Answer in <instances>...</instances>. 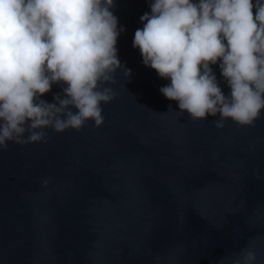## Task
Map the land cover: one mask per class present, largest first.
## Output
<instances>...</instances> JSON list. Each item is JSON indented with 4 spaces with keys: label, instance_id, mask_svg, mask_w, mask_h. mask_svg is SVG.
<instances>
[{
    "label": "water",
    "instance_id": "95a60500",
    "mask_svg": "<svg viewBox=\"0 0 264 264\" xmlns=\"http://www.w3.org/2000/svg\"><path fill=\"white\" fill-rule=\"evenodd\" d=\"M150 2L110 9L130 75L103 85L116 95L100 126L0 150V264H233L244 250L264 264V111L220 129L219 116L181 114L159 91L170 80L133 47ZM210 67L227 95L219 61Z\"/></svg>",
    "mask_w": 264,
    "mask_h": 264
},
{
    "label": "clouds",
    "instance_id": "9594fccd",
    "mask_svg": "<svg viewBox=\"0 0 264 264\" xmlns=\"http://www.w3.org/2000/svg\"><path fill=\"white\" fill-rule=\"evenodd\" d=\"M114 0H0V150L47 142L45 129L80 131L104 122L103 85L124 68L117 38L124 31ZM133 47L142 63L170 83L159 91L192 120L217 117L253 126L264 111V0H151ZM255 10V11H253ZM229 93L218 86L217 64ZM54 84L62 94L41 99ZM27 133V135H25ZM244 250L233 264H254Z\"/></svg>",
    "mask_w": 264,
    "mask_h": 264
}]
</instances>
